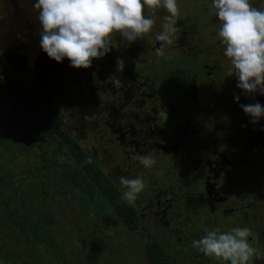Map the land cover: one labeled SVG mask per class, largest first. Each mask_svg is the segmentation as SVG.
Returning <instances> with one entry per match:
<instances>
[{
	"label": "rangeland",
	"instance_id": "obj_1",
	"mask_svg": "<svg viewBox=\"0 0 264 264\" xmlns=\"http://www.w3.org/2000/svg\"><path fill=\"white\" fill-rule=\"evenodd\" d=\"M35 2L0 0V264H148V238L173 264H221L192 247L205 228L248 227L264 254V118L252 124L240 107L264 105V96L245 95L229 76L212 0H178L180 31L164 57L154 52L167 14L159 10L152 33L130 46L114 35L89 69L40 49ZM250 3L264 9V0ZM50 117L121 193L118 177L145 181L136 202H125L135 210L133 230L63 166ZM180 133L176 153L148 147ZM140 155L155 164L146 169Z\"/></svg>",
	"mask_w": 264,
	"mask_h": 264
},
{
	"label": "clouds",
	"instance_id": "obj_2",
	"mask_svg": "<svg viewBox=\"0 0 264 264\" xmlns=\"http://www.w3.org/2000/svg\"><path fill=\"white\" fill-rule=\"evenodd\" d=\"M40 24L39 47L57 63L64 59L74 69H89L92 61L101 59L113 48V36L119 35L130 46L152 33L156 14L164 10L160 30L154 39L158 57L165 56V45H173L180 31L178 0H36ZM210 7L220 22L218 37L225 46L224 56L230 61L229 76L237 80L236 87L245 95L264 96V9L250 0H212ZM145 10L149 15H145ZM117 73L125 62L117 59ZM114 87H121L117 75L109 77ZM239 101V96L235 97ZM250 123L264 118V105L241 104ZM146 169L155 164L151 155L135 157ZM124 189L122 200L134 204L147 187L140 178L118 177ZM205 235L192 241V247L221 264H251L253 258L264 259L249 241L251 229L236 227L227 232L219 228L204 229Z\"/></svg>",
	"mask_w": 264,
	"mask_h": 264
},
{
	"label": "trees",
	"instance_id": "obj_3",
	"mask_svg": "<svg viewBox=\"0 0 264 264\" xmlns=\"http://www.w3.org/2000/svg\"><path fill=\"white\" fill-rule=\"evenodd\" d=\"M47 120V126L52 131V135L65 153V158L63 162H61L64 164L63 166L67 167V170L70 166L73 170L77 169L79 173L84 176V181H87L92 189L99 194L104 203L107 204L110 210L119 216L124 226L130 231L133 230V222L136 219L135 210L132 206L125 204L119 189L107 179L101 169L95 164L94 159L76 143L60 122L53 117ZM67 160L70 161L72 165H69ZM100 240V238H96V245L102 244ZM99 250H103V248L97 249V251ZM144 256L148 264H173L172 262L174 259V256L170 257L159 244H155L152 238H148L147 240V244L144 248Z\"/></svg>",
	"mask_w": 264,
	"mask_h": 264
},
{
	"label": "water",
	"instance_id": "obj_4",
	"mask_svg": "<svg viewBox=\"0 0 264 264\" xmlns=\"http://www.w3.org/2000/svg\"><path fill=\"white\" fill-rule=\"evenodd\" d=\"M182 137H183V135L180 133V135L177 136V137L175 138V142H174V144L169 148V150H167L166 147H165L164 145H162V146H158V148L160 149V151H161L162 153H165V152H167V151H171V152H173V153H176L177 148H178V146H179V143H180Z\"/></svg>",
	"mask_w": 264,
	"mask_h": 264
},
{
	"label": "flooded vegetation",
	"instance_id": "obj_5",
	"mask_svg": "<svg viewBox=\"0 0 264 264\" xmlns=\"http://www.w3.org/2000/svg\"><path fill=\"white\" fill-rule=\"evenodd\" d=\"M176 138V137H175ZM153 139V138H152ZM155 140V139H154ZM174 142H175V140H174ZM152 144H153V146H148L149 148L150 147H154L155 149H157V151L159 150L160 151V149L158 148V146H162V145H164L165 147H166V149L167 150H169V148L171 147V145H173L174 143L173 142H171L170 141V143H159V144H157V142H155V141H153L152 142ZM147 146V145H146ZM151 149V148H150ZM161 152V151H160ZM170 151H167V152H165L164 154H166V153H169ZM232 164V163H231ZM212 192L213 191H211V194H212ZM208 195H209V193H208Z\"/></svg>",
	"mask_w": 264,
	"mask_h": 264
}]
</instances>
